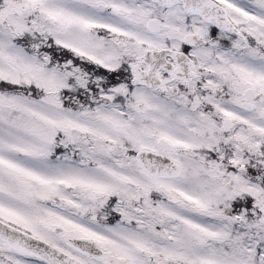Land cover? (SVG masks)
Instances as JSON below:
<instances>
[{
  "label": "snow or ice",
  "instance_id": "obj_1",
  "mask_svg": "<svg viewBox=\"0 0 264 264\" xmlns=\"http://www.w3.org/2000/svg\"><path fill=\"white\" fill-rule=\"evenodd\" d=\"M0 264H264V0H0Z\"/></svg>",
  "mask_w": 264,
  "mask_h": 264
}]
</instances>
